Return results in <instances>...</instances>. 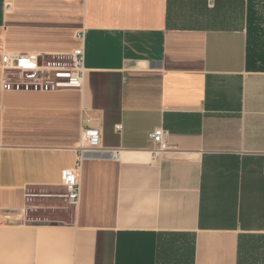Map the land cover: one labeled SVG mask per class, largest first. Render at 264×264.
Segmentation results:
<instances>
[{"label":"crops","instance_id":"obj_1","mask_svg":"<svg viewBox=\"0 0 264 264\" xmlns=\"http://www.w3.org/2000/svg\"><path fill=\"white\" fill-rule=\"evenodd\" d=\"M81 48V88L5 87ZM0 264H264V0H0Z\"/></svg>","mask_w":264,"mask_h":264},{"label":"built area","instance_id":"obj_2","mask_svg":"<svg viewBox=\"0 0 264 264\" xmlns=\"http://www.w3.org/2000/svg\"><path fill=\"white\" fill-rule=\"evenodd\" d=\"M84 34H82V37ZM4 68L10 76H20L24 82H5L6 88H34L40 90H58L64 88H81L85 74V50H75L71 54L49 58L37 54H6ZM27 80V81H26ZM168 134L163 128H156L149 134L154 151L164 152L170 149ZM102 134L99 130H83L78 148L79 159L76 165L67 170L65 176V193L63 197L71 204L77 205L81 197V169L83 161L93 154H106L101 148Z\"/></svg>","mask_w":264,"mask_h":264},{"label":"rangeland","instance_id":"obj_3","mask_svg":"<svg viewBox=\"0 0 264 264\" xmlns=\"http://www.w3.org/2000/svg\"><path fill=\"white\" fill-rule=\"evenodd\" d=\"M50 61H53V60L50 59Z\"/></svg>","mask_w":264,"mask_h":264}]
</instances>
